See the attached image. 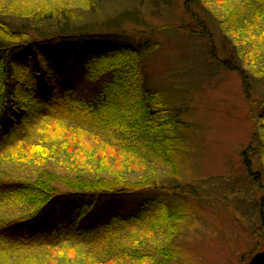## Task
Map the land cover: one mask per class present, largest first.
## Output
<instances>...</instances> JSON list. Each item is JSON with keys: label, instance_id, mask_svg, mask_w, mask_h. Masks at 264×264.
Returning a JSON list of instances; mask_svg holds the SVG:
<instances>
[{"label": "trees", "instance_id": "obj_1", "mask_svg": "<svg viewBox=\"0 0 264 264\" xmlns=\"http://www.w3.org/2000/svg\"><path fill=\"white\" fill-rule=\"evenodd\" d=\"M68 1L74 0H0V167L8 161L32 168L24 176L0 168V207L19 209L0 216V264H54L43 260L53 250L71 251L74 261L64 258L61 264H83L86 254L88 264H182L184 251L175 238L183 222L198 218L187 199L202 201L199 187L184 183L143 200L132 215L95 222L90 218L101 196H131L152 181L59 175L46 167L67 134L77 142L85 130L171 172L190 151L189 132H183L187 108L142 76L146 54L155 47L135 46L124 40L127 30L115 32L133 19V8L111 13L101 9L104 0H76L83 4L77 6ZM218 1L229 9L219 21L225 31L247 27V16L264 8V0ZM254 72L264 76V65ZM259 118L255 128L262 135L254 141H261L264 156V114ZM245 165L251 170L250 162ZM255 187L264 195V184ZM73 199L78 205L71 212L61 207ZM11 235L26 241L11 244ZM147 239L154 243L146 246ZM251 257L250 264H264V253Z\"/></svg>", "mask_w": 264, "mask_h": 264}, {"label": "rangeland", "instance_id": "obj_2", "mask_svg": "<svg viewBox=\"0 0 264 264\" xmlns=\"http://www.w3.org/2000/svg\"><path fill=\"white\" fill-rule=\"evenodd\" d=\"M191 1L104 0L101 8L111 13L133 8V19L122 27L118 24L115 32L127 30L125 41L135 46L149 42L155 47L144 59L143 78L167 93L173 103L187 108V130L183 132H189L190 151L181 167L171 172L164 163L122 148L109 136L90 135L88 130L77 142L67 134L46 167L59 175L93 178L120 174L131 181H152L149 189L131 196H101L90 218L95 222L132 215L145 199L162 197L184 183L196 185L203 200L187 199L198 218L183 222L178 230L175 241L184 251L179 262L250 264L253 253H264V195L255 187L257 182L264 184V156L261 141H254L256 134L257 138L262 135L255 126L264 114V76L254 72L264 65V8L253 18L247 16L246 22L252 20L247 27L237 24L225 31L219 21L229 11L228 6L223 7L218 0ZM68 2L80 4L76 0ZM184 25L195 28V33L184 32ZM258 27L255 38L252 34L257 36ZM252 145L256 146L254 153ZM245 161L250 162L251 170ZM0 168L6 169L7 175H32L31 167L19 169L8 161ZM255 173L259 178L256 182L250 175ZM158 185L161 188L156 189ZM77 205V199H73L61 207L71 212ZM17 210L4 205L0 216L16 214ZM10 238L11 244L26 241L24 237ZM45 258L54 264H61L64 258L74 261L69 250L48 251ZM88 261L86 254L83 264Z\"/></svg>", "mask_w": 264, "mask_h": 264}, {"label": "bare ground", "instance_id": "obj_3", "mask_svg": "<svg viewBox=\"0 0 264 264\" xmlns=\"http://www.w3.org/2000/svg\"><path fill=\"white\" fill-rule=\"evenodd\" d=\"M152 235V234H150ZM152 242L150 240H147V242L145 243L146 246H151Z\"/></svg>", "mask_w": 264, "mask_h": 264}]
</instances>
